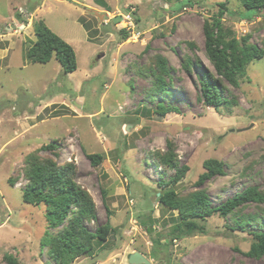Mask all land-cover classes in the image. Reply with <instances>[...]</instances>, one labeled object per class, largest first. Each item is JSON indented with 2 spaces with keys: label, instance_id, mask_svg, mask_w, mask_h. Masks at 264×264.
<instances>
[{
  "label": "rangeland",
  "instance_id": "1",
  "mask_svg": "<svg viewBox=\"0 0 264 264\" xmlns=\"http://www.w3.org/2000/svg\"><path fill=\"white\" fill-rule=\"evenodd\" d=\"M185 3L0 0V264H9L5 256L20 264H55L44 238L57 230L50 229L45 206L22 199L26 157L53 141L58 154L39 155L60 166L75 164L77 182L96 205L97 221L88 228L108 218L113 227L106 243L71 264H131L136 252L150 264H264V257L247 255L264 232V204L228 216L214 212L196 220L201 232L176 238L180 210L158 200L170 188L180 199L204 191L215 209L249 187L264 192V58L247 67L239 88L226 84L239 106L215 109L200 100L203 73L217 75L205 50L206 22L223 14L226 29L238 38L251 35L250 43L264 50V9L250 16L242 0ZM128 11L136 25L131 31L124 28ZM81 17L96 29L92 38ZM38 21L75 48L77 71L65 74L55 57L48 64L27 60ZM159 55L175 69L166 79L170 96H153L150 74ZM183 57L195 64L191 74L181 67ZM159 104L180 113L161 116ZM169 141L189 171L164 187L174 171L157 167L151 153L166 152ZM84 150L103 155L102 164L93 167ZM211 159L225 163L226 175L197 184Z\"/></svg>",
  "mask_w": 264,
  "mask_h": 264
},
{
  "label": "trees",
  "instance_id": "2",
  "mask_svg": "<svg viewBox=\"0 0 264 264\" xmlns=\"http://www.w3.org/2000/svg\"><path fill=\"white\" fill-rule=\"evenodd\" d=\"M186 2L185 4L192 5L191 0ZM242 3L250 16L264 9V0H242ZM102 5L109 11L106 4ZM222 15L213 19L212 22H206L204 27L205 50L217 75L208 71L203 73L200 100L208 107L215 109L239 106L238 99L231 94V91H228L226 84L239 88L240 80L246 75L247 67L254 60L264 58V50L250 43L251 35L238 38L233 31L225 28ZM79 22L92 38L96 29H93L84 17L79 18ZM122 33L126 34L125 40L130 37L126 29H123ZM34 34L36 40L31 41L26 49L28 61L33 64H48L55 57L65 74L78 70L75 48L54 33L44 21L34 24ZM194 66L190 58L181 59V67L188 74L192 73ZM174 71V67L169 65L168 60L159 55L150 74L155 88H153V96H156L155 92L165 96L171 95L169 90L171 83L166 82V79H171ZM170 113H180V110L164 104L158 105V114L165 117ZM167 148L168 150L163 153L160 151L151 153L157 167L174 171L173 178L163 185L164 187L169 184H178L189 171V167L181 166L179 163L175 144L169 141ZM58 150L59 145L53 141L26 157L24 177L28 183L23 190L22 199L25 204L35 207L45 206L48 225L50 229H56L57 232L48 231L44 238V245L49 247L48 252L55 264H71L92 252L96 243L100 245L106 243L113 227L108 218V221L99 225L96 230L92 231L88 228V224L97 221L96 205L90 193L77 182L75 164L67 163L60 166L52 158L39 155L41 151L58 154ZM84 151L93 167L102 164L103 155ZM225 167L222 161L207 160L204 163L206 171L199 177L197 184H204L217 176H225ZM9 182L12 187L16 184L12 179ZM158 200L169 209L180 210L181 223L177 224L173 231L176 233V238H182L201 232L203 227L197 224L196 220L205 219L214 212L228 216L237 213L239 209L250 203L264 204V192L256 186L249 187L215 209L212 208L209 197L204 191L196 192L186 199H180L177 192L170 188V190L159 192ZM104 203L110 217L111 211L106 201ZM237 226L244 228L245 225L237 221ZM247 255L254 259L264 257V232L259 243L253 245ZM5 260L9 264H20L13 256H5Z\"/></svg>",
  "mask_w": 264,
  "mask_h": 264
},
{
  "label": "water",
  "instance_id": "3",
  "mask_svg": "<svg viewBox=\"0 0 264 264\" xmlns=\"http://www.w3.org/2000/svg\"><path fill=\"white\" fill-rule=\"evenodd\" d=\"M89 11L91 13H93L96 17H98L99 19H100V17L104 18V16H105L104 14L100 15L97 10L92 9ZM18 18H20V16H18ZM129 262L131 264H142V263L150 264V262L142 254H140L138 252H136L130 256Z\"/></svg>",
  "mask_w": 264,
  "mask_h": 264
},
{
  "label": "built area",
  "instance_id": "4",
  "mask_svg": "<svg viewBox=\"0 0 264 264\" xmlns=\"http://www.w3.org/2000/svg\"><path fill=\"white\" fill-rule=\"evenodd\" d=\"M123 17H124V22L126 23L125 27L128 30H132L135 27L132 12H129L127 15H125Z\"/></svg>",
  "mask_w": 264,
  "mask_h": 264
},
{
  "label": "clouds",
  "instance_id": "5",
  "mask_svg": "<svg viewBox=\"0 0 264 264\" xmlns=\"http://www.w3.org/2000/svg\"><path fill=\"white\" fill-rule=\"evenodd\" d=\"M129 12H131V11H128V13H129ZM128 13H127V14H128ZM132 13H133V12H132ZM127 14H125V15H127ZM125 15H123V16H125ZM132 15H133V14H132ZM98 19H99V18H98ZM133 19H134V17H133ZM123 21H124V17H123ZM134 24H135V22H134ZM135 26H136V25H135ZM124 28H126V27H124ZM134 28H135V27H134ZM134 28H133V29H134ZM126 29H127V28H126ZM133 29H132V30H133ZM127 30H128V29H127ZM128 31H131V30H128Z\"/></svg>",
  "mask_w": 264,
  "mask_h": 264
},
{
  "label": "crops",
  "instance_id": "6",
  "mask_svg": "<svg viewBox=\"0 0 264 264\" xmlns=\"http://www.w3.org/2000/svg\"><path fill=\"white\" fill-rule=\"evenodd\" d=\"M98 7V6H97ZM100 8V7H99ZM93 10H97V9H93ZM82 15H83V13H82Z\"/></svg>",
  "mask_w": 264,
  "mask_h": 264
}]
</instances>
